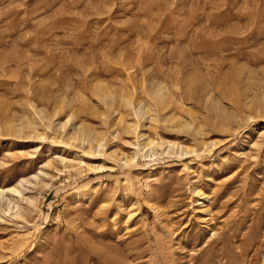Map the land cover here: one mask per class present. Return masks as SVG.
I'll return each instance as SVG.
<instances>
[{
	"label": "rangeland",
	"instance_id": "374dc122",
	"mask_svg": "<svg viewBox=\"0 0 264 264\" xmlns=\"http://www.w3.org/2000/svg\"><path fill=\"white\" fill-rule=\"evenodd\" d=\"M100 83L127 120L122 96L161 113L143 122L155 142L195 152L114 156L135 137L92 114ZM71 113L85 144L56 128ZM0 128V189L40 170L52 184L0 221V264H264V0H0Z\"/></svg>",
	"mask_w": 264,
	"mask_h": 264
},
{
	"label": "bare ground",
	"instance_id": "6f19581e",
	"mask_svg": "<svg viewBox=\"0 0 264 264\" xmlns=\"http://www.w3.org/2000/svg\"><path fill=\"white\" fill-rule=\"evenodd\" d=\"M125 66H126V64H125ZM104 85L105 84L100 83L97 86L98 88L95 91V93L97 95L102 96L104 98V100H105L104 102L106 103V106H107L106 110L105 111H99L97 109H93V110H91L92 114L95 115L97 118H99L101 120V126L105 127V128L109 126L108 123L110 121L111 115H113V114H114V116L117 115L118 122L121 123L122 126L121 125L120 126L122 127V129L128 135H133L135 137V142H129L130 144L134 145V147H135V150L131 154L122 153V154L119 155V154L116 153L114 156H116L118 158H119V156H121V160H124V163L130 164V163H133L134 160H136L139 157V155H141V154L144 157L150 158V157L156 156L158 154H167V155H174L175 154V155H177V153H180V154L188 155V154H190L192 152H195V148H191V147H189L187 145L186 146L182 145L177 140H171V139L164 140V139H162L159 142H155L153 139L150 138V136L146 132H144V128H145L146 125L143 124V122L145 120H147V121L157 120L160 117L161 113L160 112L158 113V111H157L156 116H154V114H151L149 112V107H147V105H145L142 102H138L137 103V101L133 98V96H130V97L129 96L128 97L122 96L123 100H124V105L126 107H128V112H130L129 114H132L134 116V118H135L134 121L127 120L125 118V116L122 114V110H120L119 107L115 108V106H114L115 105V101H114L115 99L111 96L110 93L107 92V89L105 88ZM189 92H190V90H189ZM149 96L151 97L152 101L156 105L159 106L158 108H160V110L162 112L166 110L167 106H166L165 102L168 101L167 100L168 97H167V92L164 91V87H160L157 90H155L153 92H150ZM105 103H104V105H105ZM175 103L178 104L180 108H183V109L189 108L187 106V104L184 105L183 103H181V102H179L177 100H175ZM260 108L258 107V110ZM187 110H189V109H187ZM256 110H257V108H256ZM60 112H61V109H58L56 111L55 115L58 116L60 114ZM170 116H171V114L170 115H166L164 117L163 121H165V119H167ZM72 118H75V113L69 114L68 118L64 122L59 121L57 123L58 127H56V128H58V131H59V133H61V135L64 136L67 133V131H68L67 135L69 134L70 137L74 141L79 140L83 144H85V141H87L86 134H87V132H89V131H87V128L85 126H82V125H79L77 127L74 126L75 130L72 131V132H70V130H67ZM250 119H251V117H250ZM45 121H49L48 123H49V126H50L51 121L48 118L47 119L45 118ZM147 121H145V122H147ZM111 127H112V130H114L115 126H111ZM21 131H23V130L20 129V132ZM176 131H179V129L176 130ZM95 132H96V137H94V138L96 139V145H97L96 150L98 152L107 151L108 150V145H109L108 138H107V131H103V130L98 131L97 130V131H94L93 133H95ZM196 132L201 135V132L199 130H197ZM263 133H264V131H263ZM27 134H29V133H27ZM91 135H92V133H91ZM117 136H118L117 132H116V134L113 133V137H112L111 141H114ZM38 138L42 140V139H46L47 137L44 134L41 133V134H38ZM68 139H69V137H68ZM227 140H229V138L228 139H224V140L211 141L210 143H203L202 144L203 147H204L203 151L204 152H210V153L214 152L216 149L220 148L222 146V144H224ZM263 144H260V145L257 144V146H260V148H261L263 146ZM89 145H92V144L89 143ZM147 146H150V147L146 148ZM157 146H160L159 147L160 150L157 149L158 148ZM88 148L91 149V147H88ZM93 151H95V149H93ZM57 157L60 158V161L65 166V168H68L67 163L69 162V160L66 159L65 157H63L62 155H59ZM44 166L46 168H50V167L53 168V167H55L54 166V161L53 160H49V161H47L45 163ZM90 167H91L93 172H100L102 170L103 171L107 170V169L110 170V169L113 168V167H108V166H106L104 164H91ZM57 171H60V170L57 169ZM48 177H49L48 172H46L45 170H40L38 173L34 174L30 178H21L16 185H13V186H10V187L4 188V189H0V221H9V220H11V221L13 220L14 221V220L22 219L24 216H23V207H22L21 201H24V202L26 201V203L31 205V204H35V200H36L35 198H32L31 196H28V195L26 196V194H27L26 192L28 191V189L31 186H34V187L37 186L38 188L52 186V184L47 181ZM31 189H33V188H31ZM193 192H194L193 193L194 195H199L200 194V190H198V187L197 188L195 187Z\"/></svg>",
	"mask_w": 264,
	"mask_h": 264
}]
</instances>
